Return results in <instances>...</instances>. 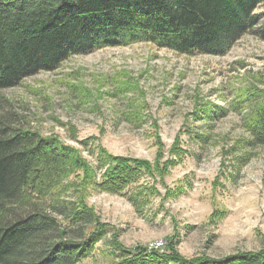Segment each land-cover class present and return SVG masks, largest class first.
<instances>
[{
    "label": "rangeland",
    "instance_id": "374dc122",
    "mask_svg": "<svg viewBox=\"0 0 264 264\" xmlns=\"http://www.w3.org/2000/svg\"><path fill=\"white\" fill-rule=\"evenodd\" d=\"M252 87L264 90V41L247 33L222 55L143 42L103 47L1 94L32 129L92 164L90 148L99 145L147 166L120 194L91 181L80 187L81 169L56 193L92 207L108 227L78 264H115L121 250L111 247L113 235L127 249L165 245L187 259L264 248V148H243L244 111L231 107ZM209 108L225 113L214 120L199 113ZM197 134L208 135L206 142Z\"/></svg>",
    "mask_w": 264,
    "mask_h": 264
},
{
    "label": "trees",
    "instance_id": "16d2710c",
    "mask_svg": "<svg viewBox=\"0 0 264 264\" xmlns=\"http://www.w3.org/2000/svg\"><path fill=\"white\" fill-rule=\"evenodd\" d=\"M262 4L264 0H0V264H78L90 257L108 227L92 207L59 197L57 191L72 171L81 169L80 187L91 181L100 191L120 194L148 169L135 159L107 154L99 145L90 148L92 164L32 129L1 92L103 47L143 42L183 55H222L247 33L264 41V10L257 12ZM251 90L261 93L259 101L256 92L247 91L233 98L231 107L244 111L243 148H264V90ZM223 110L199 113L214 120ZM199 135L198 142H206L208 135ZM117 238L113 235L109 242L121 250L115 264H264V248L187 259L165 245L127 249Z\"/></svg>",
    "mask_w": 264,
    "mask_h": 264
}]
</instances>
